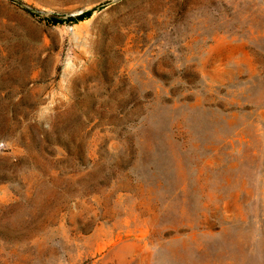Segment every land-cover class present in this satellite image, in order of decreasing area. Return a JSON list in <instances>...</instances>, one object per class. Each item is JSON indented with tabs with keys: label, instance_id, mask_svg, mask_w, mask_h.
Returning <instances> with one entry per match:
<instances>
[{
	"label": "rangeland",
	"instance_id": "374dc122",
	"mask_svg": "<svg viewBox=\"0 0 264 264\" xmlns=\"http://www.w3.org/2000/svg\"><path fill=\"white\" fill-rule=\"evenodd\" d=\"M22 2L0 264H264V0Z\"/></svg>",
	"mask_w": 264,
	"mask_h": 264
},
{
	"label": "trees",
	"instance_id": "16d2710c",
	"mask_svg": "<svg viewBox=\"0 0 264 264\" xmlns=\"http://www.w3.org/2000/svg\"><path fill=\"white\" fill-rule=\"evenodd\" d=\"M17 2L20 3V4H23L22 0H17ZM24 8H25L28 12H30L31 14H36L34 8H30V7H26V6H25ZM89 12H90V11H87V12H85L84 14H80L77 18L82 19V18H84L85 16L90 15ZM51 19H52L53 22H60V21H62V19H58V18H51Z\"/></svg>",
	"mask_w": 264,
	"mask_h": 264
}]
</instances>
